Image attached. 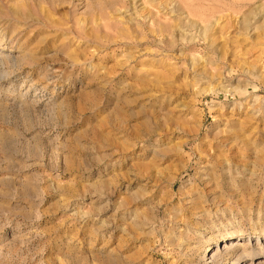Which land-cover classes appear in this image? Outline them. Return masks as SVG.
Returning <instances> with one entry per match:
<instances>
[{
  "label": "rangeland",
  "instance_id": "rangeland-1",
  "mask_svg": "<svg viewBox=\"0 0 264 264\" xmlns=\"http://www.w3.org/2000/svg\"><path fill=\"white\" fill-rule=\"evenodd\" d=\"M1 56L0 264H264V0H0Z\"/></svg>",
  "mask_w": 264,
  "mask_h": 264
},
{
  "label": "bare ground",
  "instance_id": "bare-ground-1",
  "mask_svg": "<svg viewBox=\"0 0 264 264\" xmlns=\"http://www.w3.org/2000/svg\"><path fill=\"white\" fill-rule=\"evenodd\" d=\"M6 58L7 57H0V66H1V63L2 62H4L5 60H6ZM2 72V71H1ZM224 248H226L225 246H224ZM216 257V256H215ZM212 258H214V257H212ZM216 259V258H215ZM237 260L239 261L240 259L238 258V259H236V261H234V262H232V264H236V262H237ZM210 262H213V261H210Z\"/></svg>",
  "mask_w": 264,
  "mask_h": 264
}]
</instances>
